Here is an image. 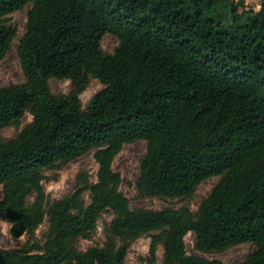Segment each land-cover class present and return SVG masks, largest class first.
I'll return each instance as SVG.
<instances>
[{"label": "trees", "instance_id": "16d2710c", "mask_svg": "<svg viewBox=\"0 0 264 264\" xmlns=\"http://www.w3.org/2000/svg\"><path fill=\"white\" fill-rule=\"evenodd\" d=\"M29 6L17 45L25 81L0 87V131L19 129L0 134V212L27 240L0 246V264H126L145 236L151 264L161 245L162 264H224L189 254L191 232L200 253L250 243L239 264H264V0H0V62L18 39L11 15ZM106 34L119 40L113 53ZM92 78L104 88L85 106ZM53 79L71 91L54 93ZM138 141L142 199L190 201L219 178L197 210L133 207L114 162ZM89 153L97 179L81 169L53 199L48 173ZM105 214L104 243L79 250Z\"/></svg>", "mask_w": 264, "mask_h": 264}, {"label": "rangeland", "instance_id": "374dc122", "mask_svg": "<svg viewBox=\"0 0 264 264\" xmlns=\"http://www.w3.org/2000/svg\"><path fill=\"white\" fill-rule=\"evenodd\" d=\"M263 0H247L250 7L260 9ZM30 6L22 11L12 14V19L18 28V39L15 41L13 49L8 53L6 58L0 62V87L20 84L25 81L20 58L17 53V45L19 39L26 31L28 20V11ZM119 44L117 36L114 34H106L102 40V47L108 53H113ZM54 93H69L72 89V83L69 80L53 79L51 81ZM104 88L103 84L92 78L88 88L82 94V100L86 106L95 94ZM33 117L27 114L22 121V128L32 121ZM19 129L16 126H8L0 131L4 139H11L17 135ZM147 143L138 141L125 146L124 150L117 156L114 162V168L123 176L122 191L131 199L134 208H150L161 209L163 207L173 205L181 207L189 204L194 210H197L202 200L210 193L213 187L219 181L218 177L212 178L203 183L196 195L190 201H165L160 198L142 199L138 196L135 183L140 173V161L145 155ZM81 169L87 170L93 181L97 179L99 165L95 160L94 153H89L73 162L61 171L49 172L46 181V189L53 199L60 198L70 193L76 184L77 174ZM3 191L0 187V198ZM111 221L112 216L105 214L99 222V227L93 240H80L77 247L81 251H85L94 244H103L105 236L103 233L105 221ZM47 225H43L38 234L41 236L46 230ZM27 240V236L16 238L11 234V225L6 221L4 213L0 212V246L14 248L22 245ZM151 237L145 236L133 243L129 250L126 264H151L149 262ZM187 248L189 254H199L208 259H219L224 264H239L243 262L255 250L253 244L247 243L236 246L224 253L203 254L195 249L196 235L191 232L186 237ZM164 247L159 246L157 253V261L154 264H162Z\"/></svg>", "mask_w": 264, "mask_h": 264}]
</instances>
